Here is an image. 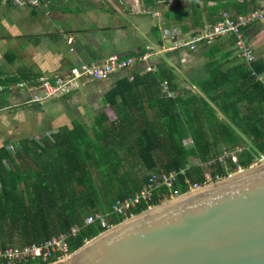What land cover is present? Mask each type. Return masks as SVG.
Instances as JSON below:
<instances>
[{
  "label": "trees",
  "instance_id": "trees-1",
  "mask_svg": "<svg viewBox=\"0 0 264 264\" xmlns=\"http://www.w3.org/2000/svg\"><path fill=\"white\" fill-rule=\"evenodd\" d=\"M247 11V4L238 8V13ZM215 22L210 20V24ZM144 53L142 49L125 57ZM152 65L154 71L144 72L141 65L132 79H118L106 93L103 101L113 108L116 119L103 125L106 117L98 116L92 131L96 138L90 137L88 129L74 126L70 131L62 129L52 140L26 138L14 149L0 146V248L39 245L71 226L83 225L88 215L110 213L114 202L127 196L105 206L85 203L100 195L106 185H143L151 173L186 169L174 186L180 195L190 184L203 183L198 161L206 163L224 148L241 146L238 164L244 170L264 152V82L250 75L241 62L229 69L210 64L198 92L186 91L173 98L161 93L163 78L171 81L166 65ZM253 69L262 71L257 64ZM19 84L10 77L0 81L7 90ZM235 168L231 161L216 163L211 174L228 176ZM165 195L168 192L162 188L150 205L159 204ZM147 208L140 204L131 213ZM106 220L110 227L123 218L110 214ZM103 231L98 223L83 226L68 241L69 251Z\"/></svg>",
  "mask_w": 264,
  "mask_h": 264
},
{
  "label": "crops",
  "instance_id": "crops-1",
  "mask_svg": "<svg viewBox=\"0 0 264 264\" xmlns=\"http://www.w3.org/2000/svg\"><path fill=\"white\" fill-rule=\"evenodd\" d=\"M253 2L45 0L39 8L0 5V27L4 26L0 32V81L10 77L34 86L38 78L63 74L75 62H101L143 49L152 53V64L163 62L166 65L165 73L171 81L163 79L170 83L175 96L186 91L198 92L199 82L209 75L210 64L219 63L225 69L243 64L233 38L223 36L202 42L191 51L174 48L172 42L164 38L163 30L175 29L187 38L210 24V20L217 21L221 13H238L243 4H247L249 11L259 7L262 0ZM20 14L25 17L20 18ZM244 40L253 50V65L257 64L262 70L255 72L264 78V18L244 29ZM138 67L141 65L114 73L106 80L90 81L91 84L88 82L71 94L43 105L27 103L30 98L26 87L19 89L11 85L7 90L0 85V146H16L19 140L26 138L52 140L62 129L70 131L74 126L88 129L90 137L96 138L97 134L92 131L98 116L106 117L103 125L116 119L113 108L103 101L106 93L118 79L124 76L132 79ZM68 136L77 138V135ZM190 141H186L187 145ZM97 186L100 191L101 186ZM141 187L106 185L100 195L85 203L105 206L119 196L132 195Z\"/></svg>",
  "mask_w": 264,
  "mask_h": 264
},
{
  "label": "water",
  "instance_id": "water-1",
  "mask_svg": "<svg viewBox=\"0 0 264 264\" xmlns=\"http://www.w3.org/2000/svg\"><path fill=\"white\" fill-rule=\"evenodd\" d=\"M46 264H264V161L147 208Z\"/></svg>",
  "mask_w": 264,
  "mask_h": 264
},
{
  "label": "built area",
  "instance_id": "built-area-1",
  "mask_svg": "<svg viewBox=\"0 0 264 264\" xmlns=\"http://www.w3.org/2000/svg\"><path fill=\"white\" fill-rule=\"evenodd\" d=\"M45 0H0V5H10L13 7L24 8H39ZM264 18V0H262L259 7L252 8L248 12L241 14L236 12H223L219 15L218 20L213 24H207L204 27L194 31L193 34L187 38H183L180 31L175 29H164L163 34L165 39H169L172 42L174 48H187L189 50H195L197 45L202 42L212 41L219 37L231 36L234 40V46L237 50L238 57L243 61L244 66L250 72V75L255 77L256 80L264 82V78L258 75L253 69L254 54L253 50L246 44L244 40V29ZM152 53L145 52L139 57L128 56L121 58H110L101 62H80L74 64L69 70L63 74H55L48 77H40L37 80V84L33 87L37 88L34 92V97L29 101L33 103H40L43 99L48 97L57 96L62 97L67 95L79 86L80 82L84 80L88 81H102L108 79L112 74L124 71L127 69H133L138 65L143 66L144 72L154 71L156 68L151 64L150 58ZM24 87V83L19 85ZM161 93L164 97H174L175 94L171 90L167 81L161 83ZM191 143V141H190ZM243 147L224 148L215 158L206 163L200 161L197 165L203 169V183H193L188 187V191H193L201 188L209 183L219 181L227 176H221L219 174L212 175L211 169L214 164L221 163L226 165L228 161L233 162L236 168L233 173L242 171L238 164V155L242 152ZM264 161V152L260 153L255 158L251 166L256 165L258 162ZM186 169H180L178 171H172L169 173H151L142 185V187L130 196L122 199H117L112 205L110 213L96 212L88 215L83 225H74L66 232L52 237L45 242L37 245L30 244L24 246H9L4 249L0 248V264H24L29 261H41L46 264L50 259L54 261L64 259L68 257L72 252L69 251L68 241L71 238H75L83 226L91 223H98L104 230L112 227H108L107 217L110 214L117 215L123 218L122 221L134 216L131 212L140 204L148 205V208L152 207L150 201L154 196H158L160 190L164 188L168 195H165L161 203L164 200L172 199L179 196L178 192L174 190L175 183L180 174H184ZM229 173V175L233 174ZM49 263V262H48Z\"/></svg>",
  "mask_w": 264,
  "mask_h": 264
},
{
  "label": "rangeland",
  "instance_id": "rangeland-1",
  "mask_svg": "<svg viewBox=\"0 0 264 264\" xmlns=\"http://www.w3.org/2000/svg\"><path fill=\"white\" fill-rule=\"evenodd\" d=\"M9 10V9H8ZM14 14V13H13ZM22 15H24V14H20V18H21V16ZM11 16V14L9 15V17ZM22 17H25V16H22ZM24 24H26V23H24ZM1 28H3L4 29V26H2V27H0V32H2V29ZM75 64H78V62L76 63L75 62ZM48 76H52V75H46L45 77H48ZM43 77V76H42ZM39 79V78H38ZM37 79V80H38ZM88 82H90V81H88V80H84L83 82H80L79 83V86H78V88L76 89V90H78L80 87H83V86H85V85H87L86 83H88ZM21 83H24V87H26V91H28L29 92V94H28V96H29V98H33L34 97V94H35V90L38 88H35V87H33V86H31V84H30V82H28V81H26V82H21ZM92 82H90V84H91ZM19 87V89L20 88H23V87H20V86H18ZM76 90H74V91H76ZM23 95V94H22ZM57 98H59V97H57V96H52V97H48V98H46V99H43L39 104L41 105H43V104H47L49 101H52V100H54V99H57ZM30 99H28L27 100V103L28 104H38V103H33V102H31V101H29ZM191 143H189L188 145H187V143H186V145L187 146H189ZM9 147H11L12 149H14L15 148V146H10V145H8ZM241 147V146H240ZM256 164H258V162L256 163ZM238 172V171H237ZM237 172H235V173H237ZM234 174V173H233Z\"/></svg>",
  "mask_w": 264,
  "mask_h": 264
}]
</instances>
